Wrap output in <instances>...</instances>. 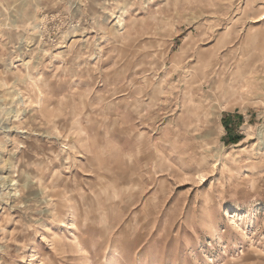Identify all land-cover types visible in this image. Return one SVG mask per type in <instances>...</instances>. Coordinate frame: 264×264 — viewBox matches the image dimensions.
<instances>
[{
	"label": "rangeland",
	"instance_id": "rangeland-1",
	"mask_svg": "<svg viewBox=\"0 0 264 264\" xmlns=\"http://www.w3.org/2000/svg\"><path fill=\"white\" fill-rule=\"evenodd\" d=\"M0 264H264V0H0Z\"/></svg>",
	"mask_w": 264,
	"mask_h": 264
}]
</instances>
